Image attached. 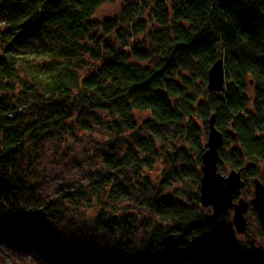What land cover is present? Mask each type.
<instances>
[{
	"label": "trees",
	"instance_id": "trees-1",
	"mask_svg": "<svg viewBox=\"0 0 264 264\" xmlns=\"http://www.w3.org/2000/svg\"><path fill=\"white\" fill-rule=\"evenodd\" d=\"M218 59L221 93L207 89ZM210 116L223 135L218 171H239L248 197L252 180L264 184V0H0V243L82 264L57 231L67 202L83 219L64 228L98 250L80 201L127 264H264L231 212L215 218L200 204ZM96 126L112 134L105 173L39 198L23 176L33 148Z\"/></svg>",
	"mask_w": 264,
	"mask_h": 264
},
{
	"label": "rangeland",
	"instance_id": "rangeland-1",
	"mask_svg": "<svg viewBox=\"0 0 264 264\" xmlns=\"http://www.w3.org/2000/svg\"><path fill=\"white\" fill-rule=\"evenodd\" d=\"M118 7L116 3L104 5L98 10L97 17L104 18L106 15L110 16L118 11ZM134 117L138 122H141L147 119L148 115L135 112ZM104 126H96L92 129V132L87 133L73 131L77 132L74 134L75 137L65 138L67 140L63 144H59L56 139L55 142L48 141L44 145L43 142L45 141H43L38 147H34L33 149L36 148V150L30 154L32 155L29 162L30 167L23 173L27 186L39 198L49 201L59 196L60 189L65 192L78 185L85 186L90 183V180L103 175L105 173V164L103 161L101 163V156L103 159V156L108 151L109 144L112 143V134ZM201 132V140L204 142L203 146L205 148V139L207 138L205 133ZM180 145L183 146V144ZM178 146L177 148L181 147ZM223 164H225L223 170H219L218 172L223 176H227L230 167L226 162H223ZM160 168L163 169L164 164ZM251 187L249 185L250 196L248 198H251V194L253 193ZM244 190L245 188L243 192L247 193ZM244 194L243 196H245ZM243 199L248 200L247 198ZM75 203L77 204V211L85 213L84 218L86 219V223L82 224V233L90 235L96 241L98 250L80 249L76 241L77 237L69 229L64 228L63 225L67 222V218H71L76 227L80 225V220L83 219L74 215V208L65 202L66 209L64 210L65 214L62 216V225L57 231L65 242L68 251L75 255L80 254L82 264H127L133 259V256L126 253L118 258L115 257L112 250L114 246L113 241L96 232L90 223V217L93 215L95 208L89 206L87 202L76 201ZM245 217L247 219V229L251 233L250 236L254 238V244L264 247V234L262 233L263 237L258 236L259 225L253 213L249 211ZM254 234L258 235L253 236ZM240 236L242 237L240 240L243 241L249 234L244 233ZM138 238L141 240V235ZM46 257L48 256L45 250L37 245L21 249L14 241L9 243L3 241L0 243V264H46L44 261Z\"/></svg>",
	"mask_w": 264,
	"mask_h": 264
},
{
	"label": "water",
	"instance_id": "water-1",
	"mask_svg": "<svg viewBox=\"0 0 264 264\" xmlns=\"http://www.w3.org/2000/svg\"><path fill=\"white\" fill-rule=\"evenodd\" d=\"M224 80L222 59H218L207 73L208 91L221 93L224 90ZM207 128L205 150L201 156L200 204L204 208L210 207L215 218L231 212L234 230L241 235L246 233L245 215L249 204L244 199L237 201L235 199L240 196L244 181L239 171L230 170L227 176L218 172L219 150L223 146V135L215 128L213 116H210ZM253 189L254 197L250 200V207L255 212L264 233V184L255 178ZM255 251L264 261V247L256 246Z\"/></svg>",
	"mask_w": 264,
	"mask_h": 264
},
{
	"label": "bare ground",
	"instance_id": "bare-ground-1",
	"mask_svg": "<svg viewBox=\"0 0 264 264\" xmlns=\"http://www.w3.org/2000/svg\"><path fill=\"white\" fill-rule=\"evenodd\" d=\"M234 170V169H233ZM236 171V170H235ZM244 186H245V183H244ZM251 188L253 189V180H252V182H251ZM243 189H244V187L241 189V193H240V196L239 197H237L236 199H235V201H237L238 199H243V198H247L248 200H245V201H247V203L249 204V209H248V212L249 211H253L252 210V208L250 207L251 205H250V200L254 197V193H252V196H251V198H248V197H246V196H243ZM254 190V189H253ZM242 196H243V198H242ZM207 208H210V207H207ZM210 210H211V208H210ZM247 212V213H248ZM211 213H212V210H211ZM246 213V214H247ZM253 215H254V217L256 218V215H255V212L253 211ZM246 218V217H245ZM247 220V219H246ZM256 222H257V224L259 225V227H261L260 226V223H259V221H258V219L256 218ZM247 227V226H246ZM261 229V228H260ZM246 231H247V228H246ZM261 232H262V230H261ZM263 233V232H262ZM264 234V233H263ZM238 235H240V234H238Z\"/></svg>",
	"mask_w": 264,
	"mask_h": 264
}]
</instances>
